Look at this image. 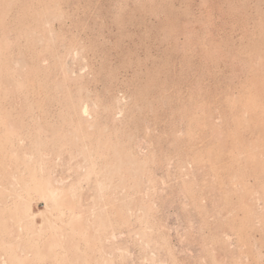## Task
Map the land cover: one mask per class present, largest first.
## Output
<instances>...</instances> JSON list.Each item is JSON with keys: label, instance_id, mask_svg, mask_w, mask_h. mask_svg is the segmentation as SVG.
<instances>
[{"label": "rangeland", "instance_id": "374dc122", "mask_svg": "<svg viewBox=\"0 0 264 264\" xmlns=\"http://www.w3.org/2000/svg\"><path fill=\"white\" fill-rule=\"evenodd\" d=\"M0 264H264V0H0Z\"/></svg>", "mask_w": 264, "mask_h": 264}]
</instances>
